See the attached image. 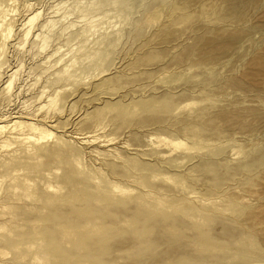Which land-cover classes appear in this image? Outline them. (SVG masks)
<instances>
[{
	"label": "rangeland",
	"instance_id": "1",
	"mask_svg": "<svg viewBox=\"0 0 264 264\" xmlns=\"http://www.w3.org/2000/svg\"><path fill=\"white\" fill-rule=\"evenodd\" d=\"M0 264H264V0H0Z\"/></svg>",
	"mask_w": 264,
	"mask_h": 264
}]
</instances>
